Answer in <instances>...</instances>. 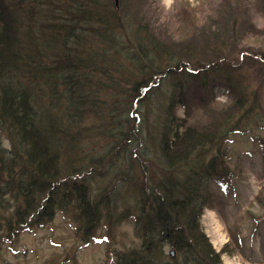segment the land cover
Instances as JSON below:
<instances>
[{"label":"trees","instance_id":"16d2710c","mask_svg":"<svg viewBox=\"0 0 264 264\" xmlns=\"http://www.w3.org/2000/svg\"><path fill=\"white\" fill-rule=\"evenodd\" d=\"M107 1L0 0V78L7 82V86L2 82L0 119L7 121L21 146L17 151L0 146V238H11L16 229L45 224L59 211L74 214L86 235L100 222L103 211L107 210L105 216L112 218L116 202L111 206L93 200L86 182L74 177L79 172L60 166L63 154L58 144L72 146L80 133L79 122L89 114L114 122L110 123L112 131L108 127L102 131L110 141L107 153L116 152L114 164L124 160V170L133 173L129 165L136 156L134 148H141L146 138L155 144L159 161L158 172L151 170L154 179L145 184L135 185V178L124 176L123 171L121 175L117 169L119 184L132 177L130 182L139 193L135 224L141 246L118 255L115 263L220 264V251L212 249L198 220L203 207L209 205L208 181L217 178L223 184L222 179L229 174V136L264 129L259 94L257 89L250 90L242 71L252 60L264 65V58L259 60L243 52L237 57L236 49L220 42L217 32L213 34L217 42L209 38L204 42L214 54L204 61L192 62L188 56L186 62L182 61L179 57L183 53L176 54L140 27L128 41L130 47L125 48L117 37L122 20L116 18L115 7ZM36 34L45 43L52 41L58 49L55 51L61 58L50 61L51 66L47 60L36 61L46 57L42 55L44 50L40 58L37 50L31 53ZM23 40L26 47L22 46ZM29 54L32 58L28 61ZM38 64L46 67L42 70ZM23 70H28L30 84L39 85L40 81L63 86L65 105L59 112L62 124L50 121V108L42 110L35 105L32 93L19 86V78L16 85V76ZM155 78L166 85L161 97L150 86ZM215 80L225 87L228 102L213 105L220 107L213 109L214 98L203 97L200 107L208 114L200 121L202 116L190 113L187 83H198L202 88ZM109 90L114 91L110 96ZM103 91L105 98L98 95ZM161 102L167 113L182 108L184 117L170 114L161 119L158 113L160 121L151 120L153 105ZM260 142L257 146L264 148V139ZM142 154L140 158L145 157ZM146 158L142 159L144 173L149 161ZM9 201L12 203L7 204ZM166 245L176 253L175 259L164 260L160 254Z\"/></svg>","mask_w":264,"mask_h":264},{"label":"rangeland","instance_id":"374dc122","mask_svg":"<svg viewBox=\"0 0 264 264\" xmlns=\"http://www.w3.org/2000/svg\"><path fill=\"white\" fill-rule=\"evenodd\" d=\"M106 1L104 0L105 3ZM107 2L115 7L116 18L122 20L117 30V37L125 48L130 47L128 41L132 40L136 28L140 27L144 31L151 32L153 38L172 47L176 54L183 53L182 57H179L182 61H187L186 56L190 57L192 62L204 61L214 56L204 47V42L208 38L209 41L217 42L213 37L217 32L220 42L228 43L229 49H236L237 57L238 52H243L259 60L264 58V0H116V3L115 0H108ZM35 36L31 41L35 45L31 53L34 54L37 50V57L40 58V52L44 50L42 55L46 56L36 61L47 60L48 66H51L50 61L61 58L55 51L58 49L52 45L54 43L51 44L52 41L45 43L37 34ZM97 42L102 46L101 42ZM36 43H39V46H36ZM26 44L27 42L23 40L22 46L26 47ZM183 49L184 51L180 52ZM31 58L29 54L28 61ZM20 63V65L24 64L22 61ZM38 66L42 70L46 67L45 64ZM25 68L28 69V66ZM242 71L250 90L257 89L259 105L264 112V65L252 60ZM21 74L19 77L16 76V85L19 78V86L32 93L35 105L42 110L50 108V114L48 113L50 121L57 126L62 124V118L59 121V112L60 107L65 105L63 86L58 83L48 86L40 81H38L39 85L30 84L32 80L28 79V70L21 71ZM1 79L3 78H0V95L3 84L7 86V82H3L5 79ZM160 82L157 78L150 86H153L158 92L156 95L161 97L166 91V85L164 82L161 85ZM123 87L127 89L126 85H121L122 89ZM146 90L145 87L144 92ZM111 91L108 92L109 96ZM185 92L191 103V115L202 116L200 121L206 119L208 114H205V110L200 107L203 97L214 98L212 106H221L228 102L225 87L219 80L207 82L202 88L198 83L188 82ZM98 95L101 98L106 96L104 91L99 92ZM153 108L151 120L155 118V121L158 119V113L161 119L170 114L175 118H183L185 114L179 107L167 113L162 102L153 105ZM0 121L3 122L0 123V146L3 149L17 151L21 146L16 135H12L7 121L3 118ZM79 123L80 133L76 139L74 138L72 146L65 148L64 144L61 146L58 144V150L63 154L59 158L60 166L64 170H74L75 174L79 172L74 177L86 182L93 200L101 203L109 202L111 206L115 201L112 218L108 219L105 216L107 210L103 211L100 222L89 235H86L78 227L74 214L59 211L45 224L22 231L16 229L14 230L16 234L11 238H4L2 235L0 264H117L115 259L118 255L140 249L141 238L135 224V217L139 212V193L134 191L133 183L130 181L133 177L134 184L139 185L154 179L155 174L151 173V170L156 169L158 172L159 164L155 144L146 138L144 145H141L142 150L134 148L133 156L135 154L136 156L132 157L133 160L129 165L133 173H128L124 170L126 169L124 160L120 165L113 163L116 152L107 153L110 141L102 131L104 127L110 129L111 122L105 118L98 119L96 115L94 117L86 114L84 120L81 119ZM262 139H264V129H252L244 134L230 135L227 141V163L230 171L228 176L222 179L224 185L220 184L217 178L208 181L209 205L203 207L198 223L212 249L216 252L220 251V264H264V148L257 146ZM140 154L149 159L146 173L141 169L142 159L145 157L140 158ZM117 169L120 174L123 171L124 176H132L128 182L119 184L122 174L119 176L116 173ZM11 201L7 204H11ZM116 216L117 218H114ZM171 250L173 249L168 245L162 247L160 254L163 255L164 260L175 259L176 253L172 257L169 255ZM176 261L181 263L182 259L177 257Z\"/></svg>","mask_w":264,"mask_h":264},{"label":"water","instance_id":"95a60500","mask_svg":"<svg viewBox=\"0 0 264 264\" xmlns=\"http://www.w3.org/2000/svg\"><path fill=\"white\" fill-rule=\"evenodd\" d=\"M115 3H116V0H115ZM173 254H174V251L171 250V251L169 252V255H170V256H173Z\"/></svg>","mask_w":264,"mask_h":264}]
</instances>
